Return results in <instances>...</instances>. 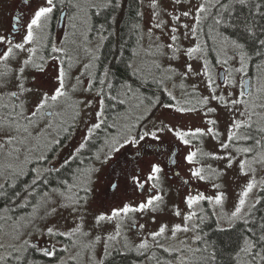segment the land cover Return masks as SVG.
<instances>
[{"label":"snow or ice","instance_id":"obj_1","mask_svg":"<svg viewBox=\"0 0 264 264\" xmlns=\"http://www.w3.org/2000/svg\"><path fill=\"white\" fill-rule=\"evenodd\" d=\"M24 2L0 20V264H264V0Z\"/></svg>","mask_w":264,"mask_h":264},{"label":"rangeland","instance_id":"obj_2","mask_svg":"<svg viewBox=\"0 0 264 264\" xmlns=\"http://www.w3.org/2000/svg\"><path fill=\"white\" fill-rule=\"evenodd\" d=\"M68 8H69V10H68V13L65 14V17H67L68 15H71V13H72V9L70 7H68ZM60 13H61V11L56 13L57 17H60ZM65 17H64L63 22H62L63 25L60 24V20H61L60 18L53 22V25H52V28H51V32H52V38L54 40L63 41L64 38H65V35L71 31L69 22L67 21V19H65ZM118 19H120L119 16H118ZM7 20L8 19H5V26H7ZM255 72L252 75L253 78L255 77ZM3 102L7 103L8 102L7 98H5V100ZM80 135H82V133L77 132V135L75 137H73V140L77 142L79 140V138H80ZM182 174H184L183 171H182ZM174 187L176 189H179L178 185L175 182H174ZM99 188H101V186H99ZM201 190H205V189L202 187ZM207 194H212V190L210 188L207 189ZM183 195L184 194H182V192L179 189V195H177L175 197V199L177 201H179L182 198ZM181 207H183V205H181ZM150 227L151 228H155V225H150ZM76 251L77 250H71L69 253L64 254L65 258H67L68 255H75ZM133 254H135V253H133ZM157 255L161 256V258H163V254L161 252L157 251ZM34 256H35V259L37 260V264H47V258H42V257L39 256V254H34ZM96 256H97V259H99V258H101L103 256V247H102V245L97 246V248H96ZM136 257H137V259L135 260L134 264H154V261H148L144 257H138L137 255H136ZM69 264H73V262L70 261ZM80 264H88L87 254H83L80 257Z\"/></svg>","mask_w":264,"mask_h":264},{"label":"flooded vegetation","instance_id":"obj_3","mask_svg":"<svg viewBox=\"0 0 264 264\" xmlns=\"http://www.w3.org/2000/svg\"><path fill=\"white\" fill-rule=\"evenodd\" d=\"M66 11V13H68L69 8H64L62 11ZM30 11L31 9L28 7V5L24 2V0H0V20H4L5 19H9L14 15H24V18L27 19L28 16L30 15ZM61 11V13H62ZM61 13H60V19H61ZM63 25V24H61ZM76 141H72V144H75ZM167 147V146H166ZM71 150V145L68 148H65L63 150V152L61 153L62 156H65L68 154V152ZM151 159V158H149ZM176 171H180L181 175L182 174V169L181 168H177ZM179 187V184L176 183ZM100 191L102 193V199L107 202V200L109 199V197L107 195L104 194V188L103 185H100ZM180 191L182 192V194H184V189H180Z\"/></svg>","mask_w":264,"mask_h":264},{"label":"trees","instance_id":"obj_4","mask_svg":"<svg viewBox=\"0 0 264 264\" xmlns=\"http://www.w3.org/2000/svg\"><path fill=\"white\" fill-rule=\"evenodd\" d=\"M125 15L123 16V19L120 20L119 27L124 28L125 21L128 20V10L125 9ZM256 71L254 66H251L249 69L250 75H253ZM137 259L136 255L133 253H129L126 257L121 258L120 256H116L114 259V264H134L135 260Z\"/></svg>","mask_w":264,"mask_h":264},{"label":"water","instance_id":"obj_5","mask_svg":"<svg viewBox=\"0 0 264 264\" xmlns=\"http://www.w3.org/2000/svg\"><path fill=\"white\" fill-rule=\"evenodd\" d=\"M65 14H66V11L64 10V11H62V13H61V20H60V24H62V22H63V19H64V17H65ZM221 75H222V73H221Z\"/></svg>","mask_w":264,"mask_h":264}]
</instances>
